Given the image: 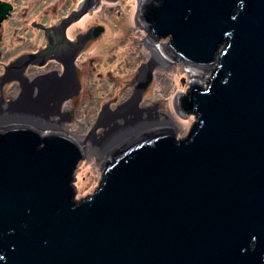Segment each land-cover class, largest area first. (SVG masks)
I'll list each match as a JSON object with an SVG mask.
<instances>
[{"label":"water","instance_id":"95a60500","mask_svg":"<svg viewBox=\"0 0 264 264\" xmlns=\"http://www.w3.org/2000/svg\"><path fill=\"white\" fill-rule=\"evenodd\" d=\"M136 1L135 24L159 61L216 65L207 86L193 76L171 98L175 114L195 122L181 139L162 122L121 136L128 122L115 120L139 114L152 80V61L142 65L129 100L98 116L91 134L112 123L102 143L121 137L105 147L93 194L78 200L79 143L32 123L0 126V264H264V0ZM11 10L0 1V26ZM102 32L83 34L62 76L39 77L35 102L13 108H56L76 89L79 52Z\"/></svg>","mask_w":264,"mask_h":264},{"label":"rangeland","instance_id":"374dc122","mask_svg":"<svg viewBox=\"0 0 264 264\" xmlns=\"http://www.w3.org/2000/svg\"><path fill=\"white\" fill-rule=\"evenodd\" d=\"M0 1L14 3L13 14L0 26V77H3L4 68L9 63L15 60L27 61L25 54L29 53H33L35 57L41 56L54 45L60 44L62 39L63 42L72 44L71 46L67 44L66 49L60 50L65 60L73 52L83 34L96 27L103 28V32L96 38L88 40L86 43L91 42L87 45L85 43L79 52L75 60L74 95L66 98L61 104L63 111L70 114V120L65 122V132L75 138L76 142L77 140L85 142L87 148L84 160L78 163L74 171V199L93 194L102 176L101 168L106 160V154H100L97 146L91 145V141L95 139L91 138L93 136L91 131L96 126L103 107L107 105L109 111H112L129 100L138 84L141 66L153 58L151 46L143 40L148 31L141 25H136L134 21L137 1L102 0L95 10L85 8L86 0ZM48 34L53 37H47ZM167 42L168 38L157 41ZM54 62L62 66V70L58 69L60 75L58 77H61L64 67L62 62L54 58L41 61L39 66L29 64L25 75L28 78H35L39 75L47 77L55 74L53 71L57 70V67ZM152 64L154 68L151 72V83L138 101L137 108L155 106L161 114L159 118L165 117L175 123L177 129L174 137L181 139L190 131L195 117L177 116L172 109L171 98L179 90H182L179 95L186 94L190 69L182 61L167 65L153 62ZM215 67L216 65L209 70H203L208 72L203 79L202 87L207 86ZM16 91V88L11 86L0 90L5 101L0 110H6V116H10L12 110L15 111L13 103L7 101L11 100ZM23 106L28 110L32 104H23L21 108ZM135 113L130 116L139 120L142 116ZM125 115V118L118 117L115 122L124 125V122L130 119L129 115ZM60 123L64 128L65 125ZM111 125L112 123H109L97 127L95 133L104 137ZM88 136L90 140L87 139Z\"/></svg>","mask_w":264,"mask_h":264},{"label":"flooded vegetation","instance_id":"af4514ba","mask_svg":"<svg viewBox=\"0 0 264 264\" xmlns=\"http://www.w3.org/2000/svg\"><path fill=\"white\" fill-rule=\"evenodd\" d=\"M7 3H9L12 6V10L7 17V18H9L13 14L14 3L10 2V1H8ZM47 37H53V36H51V34H48ZM89 42H91V41H89ZM59 43L60 44H57L54 46L52 44L51 47L52 46L53 47L50 48V50L48 52H45V54L41 55L42 57L41 56L35 57L33 53L25 54V58H27L25 60H27V61L15 60V61L9 63V65L4 68V75H3V77L2 76L0 77V80H2L1 81L2 85L0 84V90H3V89L10 87V86H11V88L15 87L17 90L15 95L11 98V100L7 101L8 103H14V102H18L20 100H22L24 103L35 102V100L38 98V95L40 94L39 93V86L36 82L40 75L35 77V78H28L27 75H25L26 71L28 70V65L31 64V65L39 66L41 64L40 63L41 61H45L49 58H54L55 60L62 62L63 58H64V54L62 52H60V50L66 49L65 46L67 44H68L67 46H71L72 44L70 42L68 43L67 41L63 42V39ZM88 43H86V45ZM39 57L41 58L40 60L37 59ZM54 63H55V67H57V70H54L53 73H55V74H52V75L55 76L53 78L57 79L58 76H60L58 73V71H59L58 69L62 70V66L59 63L57 64V62H54ZM136 80H137V78H136ZM22 84H25L28 87V92L25 94V96H23V93H22V89H23ZM74 92H75V90L68 93V94L63 95L61 97V99L59 100V102L57 103L58 105L56 108H53L54 105H53V102H51V100H47L46 103L41 105L42 107L39 106V108H37V109L34 108L35 111H37L38 113H36L34 111V109H33V111H31L33 113L31 115V117H37L40 120H44L46 122L50 121L49 123H51V124L55 123V121L56 122L59 121L65 125L64 126V128H65L66 127L65 122L67 120H70V114L67 111H63L61 104L66 98H69L72 95H74ZM4 102L5 101H4L3 93L0 92V109H2L1 105ZM30 103H29V105H30ZM105 107H106V110L109 111V108H108L109 106L106 105ZM137 109L139 111V115L142 116L141 118H144L146 120L145 122H148V121L151 122L152 120L154 121L155 117L157 119L159 117H161V114L159 113V111L157 110V108L155 106H153L152 108L138 107ZM43 110H46V112H43ZM115 110H116V108H114L112 111H109V112H114ZM5 111L6 110H0V121H1L2 117L6 116ZM19 112L20 111H17V109H15V111L12 110V112H10V116L17 118V119L24 120L22 117L30 115V113L27 111H24V112L22 111V115ZM15 113H19V114L16 115ZM8 117L9 116H7V118ZM115 134H117V132ZM94 137H95V140L91 141V142H93V145H94V142L96 140H100L101 136L99 135V133H94L93 136H91V138L93 139ZM87 139L90 140L89 136L87 137Z\"/></svg>","mask_w":264,"mask_h":264},{"label":"bare ground","instance_id":"6f19581e","mask_svg":"<svg viewBox=\"0 0 264 264\" xmlns=\"http://www.w3.org/2000/svg\"><path fill=\"white\" fill-rule=\"evenodd\" d=\"M150 46V45H149ZM151 50L153 51V58H152V62L155 64H164V63H162L161 61H159L156 57H155V53H154V50H153V48L151 47ZM190 72V77H193V76H199V77H202L203 79L205 78V76H206V73L208 72V71H202V70H199V71H197V70H190L189 71ZM44 104V103H43ZM33 104H32V106H30V107H28V110L26 109L25 111H27V112H29L30 113V115H27V116H25V117H22L24 120H21V119H17V118H14V117H11V116H9L8 118H7V116H4V117H2L1 118V121H0V126H2V125H6V124H13V123H22V122H26V123H32V124H34L38 129H42V131L43 130H49V131H57V132H61V133H64V134H66V135H68L69 133H66L65 131V128H63L62 127V125H61V123L58 121V122H56L55 121V123H49V122H46V121H44V120H40L39 118H37V117H31V115L33 114L31 111H33ZM24 108V106L22 107V109ZM34 111H35V109H34ZM36 113H38L37 111H35ZM144 114V113H143ZM15 116V115H14ZM129 117H130V119H128L127 121H125L124 122V124L126 123V122H128L127 123V125L125 124V126H123L124 127V130L126 131V132H124L121 136H123V135H125V134H127V133H129V132H131V131H133V130H135V129H138V128H140V127H143V126H145V125H148V124H153V123H159V122H162V123H168V124H171V125H173L176 129H177V127L173 124V122L170 120V119H168V118H154V121L152 120L151 122H145L146 120L144 119V118H140L139 120L137 119H132V117L130 116V114H129ZM139 117V116H138ZM144 119V120H143ZM150 120V119H149ZM130 121H132V123L130 124ZM135 121V122H134ZM118 125H123V123L122 124H119V123H117ZM68 136H70L71 138H73L71 135H68ZM101 136V135H100ZM121 136H119V137H121ZM103 136H101V138H102ZM118 137V135L117 134H115V133H112V134H110V135H108L107 137H106V140L104 141L105 142V144L104 143H102V139L100 138V140H96L95 142H94V146L96 145L97 146V148H98V152L100 153V154H105V152H106V150H107V148H105V147H109L110 146V144L113 142V141H115L116 139H118L119 138ZM73 139H75V138H73ZM95 140V139H94ZM77 143H79V145L80 146H82L83 147V150H84V152H86L87 150V148H86V145H85V142H81V141H78L77 140ZM92 144L91 145H93V142H91ZM106 145V146H105ZM97 151V150H96Z\"/></svg>","mask_w":264,"mask_h":264}]
</instances>
